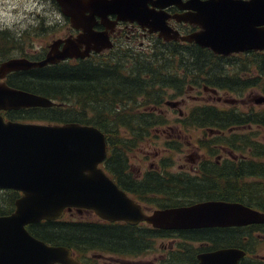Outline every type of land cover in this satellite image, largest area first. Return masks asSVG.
<instances>
[{"label":"flooded vegetation","instance_id":"flooded-vegetation-1","mask_svg":"<svg viewBox=\"0 0 264 264\" xmlns=\"http://www.w3.org/2000/svg\"><path fill=\"white\" fill-rule=\"evenodd\" d=\"M50 1L59 12L56 2ZM182 2L185 0L180 3ZM147 5L151 6L149 3ZM177 6L168 5L163 7V10L169 15L184 11ZM166 23L180 35L198 30L196 24L175 21L172 18L166 19ZM93 30L98 32L104 31L105 28L97 22ZM79 32V29L70 27L67 21L65 32L53 39L74 37ZM107 32L111 48L99 52L90 50L88 55L82 58L67 57L54 64L100 62L104 59L101 57L103 55L120 54L125 58H135V63L140 66L145 62H159L164 65L160 68V74L164 75V78L173 72L176 74V80H184L183 87L164 90L159 104L143 108L152 112L155 120L163 122L162 124L154 125L148 134L142 132L135 138L123 128L116 130L112 139L114 144L111 154L108 155L107 151L104 157L105 159L110 156L107 169L114 184L138 205L144 215H150L156 210L211 201L237 203L264 215V194L259 193V188L264 187V179L245 170L246 167L258 166L260 163L264 166L261 162L264 158L260 156L259 140L262 127L255 123H239L245 118L259 119V115L264 113V102L254 101L258 95L264 96V68L261 67L260 61L264 49H247L223 55L193 42L164 41L157 33L147 32L135 22L117 21L111 30L107 28ZM121 36L128 43L137 41L139 49L142 46L140 37H153L151 43L146 46L151 50L148 53H117L119 48L114 45ZM61 45L62 43L59 47ZM172 46L191 47V51H187L188 56L180 57L168 49ZM128 48L126 50L130 51L131 47ZM46 51L47 49L39 55L12 58L38 61L44 58ZM186 58L188 67L177 63L179 59ZM166 60H175V67H167L169 61ZM51 65L11 71L2 80L5 83L9 74L47 69ZM145 77L148 75L145 74ZM188 92L193 93L192 104L182 111L179 107L185 105L183 95ZM244 93L245 96L242 97ZM171 97H175V100ZM160 105L169 107V110L176 114L158 108ZM189 109H192L191 114H187ZM205 113H208L207 117L213 114L212 126L196 124L200 115ZM228 117L235 123L226 125ZM184 121H190L192 124L184 127L181 125ZM155 127L161 129H156L154 133L165 135V147L162 149L166 154L156 161H142L134 165L130 162V153L137 143L155 136L152 131ZM120 138L125 140L123 146L118 144ZM148 154L143 152L141 160H145ZM155 155L157 153L153 152V156ZM104 159L100 164L102 170L106 168L103 167ZM244 170L247 172L245 175ZM11 211L0 215L9 214ZM116 225H122L123 228L119 230L124 233L116 235V243L98 244L97 239L104 238L102 234H110V226ZM24 227L29 235L46 245L64 247L73 261L71 264H199L205 256L220 251H227L229 254L225 258H210L212 264H264V222L164 229L153 227L145 221L132 225L123 221L108 222L100 219L91 209L68 207L63 208L60 215L54 219H41L27 223ZM66 236L74 237L73 241H78L77 246L74 242L63 243L57 239ZM156 239H165L167 243L161 244L159 252L153 256L151 253ZM145 255L151 256L150 259L141 258ZM133 257L138 259L134 260Z\"/></svg>","mask_w":264,"mask_h":264},{"label":"water","instance_id":"water-1","mask_svg":"<svg viewBox=\"0 0 264 264\" xmlns=\"http://www.w3.org/2000/svg\"><path fill=\"white\" fill-rule=\"evenodd\" d=\"M54 1L70 27L80 32L74 37L50 41L41 60H2L0 111L53 105L47 97L8 86L3 77L11 71L54 64L67 57L82 58L90 50L109 49L112 44L107 28L111 30L117 21L135 22L164 41L193 42L223 55L264 49V0ZM168 5H178L184 11L169 15L163 10ZM168 18L196 24L198 30L180 35L167 25ZM97 22L104 26V31L93 30ZM254 101L264 102V96L258 95ZM106 151L104 134L93 125L21 122L4 119L0 114V189L20 192L12 211L0 215V264H71L64 247L46 245L24 227L41 219H54L68 207L91 209L109 222L132 225L145 221L164 229L264 222L262 213L237 203L215 201L144 215L99 166ZM228 254L212 253L199 264H212L210 258H225Z\"/></svg>","mask_w":264,"mask_h":264},{"label":"trees","instance_id":"trees-1","mask_svg":"<svg viewBox=\"0 0 264 264\" xmlns=\"http://www.w3.org/2000/svg\"><path fill=\"white\" fill-rule=\"evenodd\" d=\"M15 37L14 33L0 29V45L3 47H0V53L2 55H6L10 49H14L11 46ZM168 49L172 51V54L176 53L180 57L188 56L189 52L187 51H191V47L172 46ZM23 56H27V54H23ZM101 57L104 59L100 62L83 61L75 64L60 62L48 66L47 69L29 70L23 74H9L5 81L8 86L42 95L51 99L54 104L49 107L0 111V114L5 119H16L21 122L37 120L45 123L77 122L93 125L104 134L108 155L111 154L114 144L112 139L116 130L123 128L135 138L139 137L142 132L148 134L149 129L154 125L162 124L163 122L155 120L152 112L143 108L159 104L164 90L173 87L181 88L184 85V80H176V74L173 72L164 78V75L160 74V68L164 65L159 62H145L143 66H140L135 63V58L130 60L111 53ZM173 61L174 65L170 67H175V60ZM260 61L261 67L264 68V55L260 56ZM177 63L187 66L188 58L179 59ZM168 65H171V61ZM158 67L159 69H156ZM145 74L148 77H145ZM191 113L192 109H189L187 114ZM207 114L200 115L196 124L212 126L213 114L210 117H207ZM259 116V119L245 118L239 123H255L264 128V113ZM226 121V125L235 123L231 122L230 117L226 118ZM191 124L190 121L181 122L184 127H189ZM124 143L125 140L120 138L118 144L123 146ZM260 148V156L264 158V143H260ZM104 160L103 167L106 166L104 170L109 174L107 166L110 156ZM261 162L264 163V160ZM245 170L264 179V166L261 163L258 166L246 167ZM245 170L243 171L244 175L247 173ZM259 189V193L264 194V187ZM0 193L6 205L0 206V213L12 210L13 199L17 197L18 193L10 189H0ZM75 226H73L74 229H76ZM110 228H112L110 230H119L123 226L116 225L110 226ZM110 234L113 235V238L97 239V243L114 245L117 233L111 232ZM73 238L66 236L57 239L63 243L74 242L73 244L77 246L78 241H73Z\"/></svg>","mask_w":264,"mask_h":264},{"label":"rangeland","instance_id":"rangeland-1","mask_svg":"<svg viewBox=\"0 0 264 264\" xmlns=\"http://www.w3.org/2000/svg\"><path fill=\"white\" fill-rule=\"evenodd\" d=\"M65 26H67V20L57 11L55 4H53L50 0H0V29H6L10 33L15 34V39L13 40L12 46L14 49H10V52L6 55H2L0 53V61L6 60L10 57L21 56L23 54H27L28 56L31 54L39 55L43 53L45 49H47V44L55 38V36L61 35L65 32ZM153 37L141 38L142 46L140 49L138 48L137 41L134 42H126L124 37H119L116 41V46L118 49L117 53L126 52L127 54H132V51H140L144 53H148L151 49L146 47L148 43H151L150 40ZM139 40V39H138ZM6 46V45H5ZM4 46V47H5ZM149 46V45H148ZM1 48L2 45H0ZM131 47L130 51L126 50ZM115 49V48H114ZM120 55V54H119ZM123 56V55H121ZM133 59V58H128ZM133 61V60H132ZM130 65V64H129ZM174 61L171 60V65L173 66ZM164 72V71H163ZM169 93L170 91L167 90ZM191 95L193 93H186L183 95L184 100H186L185 105L181 108V110H185L188 106H191ZM204 97H207L206 94H203ZM245 96V93L242 94V97ZM231 98V97H230ZM171 99L175 100V97H171ZM162 110H169V107L160 105L158 108ZM264 108V105H262ZM169 113L176 114L172 110L168 111ZM16 120V119H15ZM20 121V120H17ZM25 122H35V123H45L43 121L37 120H28ZM156 129H161L155 127L153 131ZM164 129V128H163ZM187 132V131H185ZM152 133V134H153ZM155 136H150L151 138H147L144 141H140L137 143L133 151L130 153V162L134 165L136 163L142 161H149L153 160L156 161L158 158L166 152L162 149L165 147L163 146V139L165 135L154 133ZM186 135V134H185ZM188 135V134H187ZM187 140L186 138H184ZM259 140L264 143V128L262 127L260 130V138ZM141 148L143 152H148L149 154L146 156L145 160H141L143 158V152L139 149ZM153 152H156L157 155L153 156ZM144 162V165H145ZM1 194V193H0ZM6 206L4 201L0 195V206ZM93 218V217H92ZM94 219V218H93ZM112 229V228H110ZM121 230H109V232H116L117 235L124 234L120 232ZM103 237H111L113 238L112 234H102ZM136 243L137 242H133ZM167 240H159L156 239L153 243V256H156L159 252L161 244H166ZM151 256L145 255L141 258H148L150 259ZM134 260L138 259V257H133ZM119 264V263H114Z\"/></svg>","mask_w":264,"mask_h":264}]
</instances>
